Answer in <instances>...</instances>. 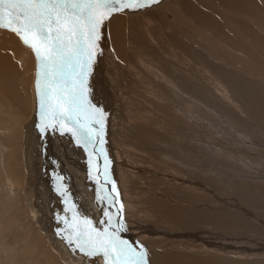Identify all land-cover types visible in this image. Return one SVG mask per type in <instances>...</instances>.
<instances>
[{"label":"rangeland","instance_id":"obj_1","mask_svg":"<svg viewBox=\"0 0 264 264\" xmlns=\"http://www.w3.org/2000/svg\"><path fill=\"white\" fill-rule=\"evenodd\" d=\"M173 2L176 6L179 5L178 7L181 9L186 10L187 8L189 10L191 9L189 8V5L193 6L192 9L194 8L192 12L196 11L195 8L197 9V7H195L196 2L194 3V1L191 0H173ZM151 6L154 7L150 8L148 6L150 11L154 10L153 12L160 14L161 11H163V7H162L163 0H157V3H154ZM148 7L136 10L135 11L136 13L134 11L131 12L134 17L132 33L134 35V39L136 40V42L143 43L140 44L139 46L147 45V47L150 50L156 51V49H158V46L156 45L155 38H157L158 37L157 35L160 34L153 28H155L154 26H157L160 29L161 28L164 29L166 27V24H164L163 21L161 20H157L155 21V23L151 21L152 22L151 23L150 22L151 17L147 16L146 18L145 16L146 13L145 11L147 10ZM189 21L192 22V19L189 18ZM178 36L182 38L181 52H183L186 58L190 61L186 64L191 70L192 62H198L199 60H202L201 59L202 57L198 54V51L192 48V45L190 44V42L187 41L184 32H179ZM169 38L176 46H179L180 41L173 32H170ZM100 42H99V48L101 49L102 54L101 56H99L100 54L97 55L96 61L92 68V73H91L92 76L90 75L89 77L90 80L89 99L91 100V102H93V104L97 108L102 109L103 112L106 114L104 121V140H105L104 148L106 149L107 153L110 151L113 152L112 154L110 153L111 155L110 157L108 156L109 160L111 161L110 175L112 180L115 182L119 194L118 199L120 202L115 206L119 207L120 204L123 205L122 213L124 214L123 218L125 223L127 224V227L129 226V228L135 227L136 229H139L138 225L132 226V222L133 225L134 223H137V224L153 227L150 233H147L145 235H142L140 232H138V230L133 229L132 233L135 236L132 233H130L131 234L130 237H132L130 238L132 240V244L134 246L136 245L144 246V249H146L147 252L148 264L150 263L149 260L150 258H152V256L153 257L163 256L162 254L160 255V252L162 253V251L159 252L158 249H157L158 251H156V248H154L155 250L150 249L149 245H151L152 241H155V239L157 240V244H161L160 242L161 239L169 240L170 232L174 234L187 232L185 228V224L193 219L192 214L194 213V211L191 210L192 207L191 201L173 189L172 186L174 185V183L172 182L171 179L175 180L176 182H180L179 184L183 187L192 188L195 187V184L197 182L190 180V178L198 177V176L196 174H191L190 172L209 171L211 173V176L203 178L204 186L202 188L208 190L210 193L215 194V197L217 199L209 196V198L205 200V203L210 208H214L215 210H217L220 207V208H228L229 210L240 213V215L245 220L252 223V225L259 230V232H255V233H246L235 228H227L223 226L220 227L219 225H217V223H212L210 225L211 226L210 232L212 236L207 234L210 243L211 244L213 243L214 246L220 248L221 250L229 251V256H233V253H236L239 249H245L246 248L245 245L248 244L247 247L250 246L251 248L254 247L259 249L261 255L257 258V261L264 263V215H263L264 200H261L260 196L262 195L258 187L254 189V192H252L251 191L252 188L249 183L256 181L257 184H261L262 186H264V170L261 169L262 167L258 163L257 160L258 156L256 152H254V154L252 155L248 153L249 151L248 147H252V146H248V144L251 143L252 139H250V137L248 138L245 137L241 132H235L234 128H232L229 125L230 123L229 121H232L231 118L233 116L234 117L233 120L235 122L234 127L238 128L237 121L240 120L236 118V112L232 110V107L231 109H229V107H227L226 104H223L224 106L223 109H225L226 112L224 111L219 112L217 111L215 105L213 104V102L220 101V99H222V95L220 93L219 96L220 95L221 96L220 98H218L210 90L211 85L209 83L217 86V88L221 92L223 90L222 87L216 85L213 82V80L207 81V84L205 86H200L197 83L195 85L193 81L189 80L188 77H186V75H184L181 71L178 70L180 69L178 66H177L178 69L174 67V69H171L167 72L161 71V68H165L166 70V68L172 66V62L169 59L173 58V55L168 51V54L166 56H163L162 59H159L155 63L153 62L152 64H148V67H150L148 70L146 69V65L142 66L145 68L144 70L142 69L143 70L142 72L144 73V76L149 78V80H146L147 83L144 84L141 83L142 81L140 80V86L141 88L147 90V92L145 91L146 94H149L148 92L150 90L152 91V93H156L155 96L153 95L152 96L155 97L157 100L160 99L159 100L160 102H158L159 105L153 106L152 104L146 101V105H148L149 107L151 106L150 108L153 110V112L148 113L151 116L147 120V122L149 123L148 128L144 126H140L138 125L137 122L133 121L132 123L133 126L129 130L125 125H122L120 123V120L117 117H115L116 116L115 113L111 112V106L113 105V102L111 105L109 103L110 101H113V99L116 97L114 93L116 91L114 88L115 86L114 85L112 86V84H108L109 88H107L104 86L103 83H101L100 80V75L102 73L101 70H103L106 63L105 54L109 53L106 52L107 44L105 40L100 39ZM232 54L238 55L237 53L235 54L234 51H232ZM113 58L116 60L114 56ZM111 62L113 63V61ZM137 62L139 61H136V63ZM118 65L114 64V68L115 71L120 72L121 68ZM173 70H175V72H172ZM35 71L36 68L34 70V74ZM214 71L216 72V74L213 76V78L215 80H217L218 78L222 79L223 85L226 88V95L230 96V99L233 100L234 104L239 107L240 110L238 112H242V113L248 112V111H242V108L243 106L248 104L249 101L253 103V106H257L258 102L260 103L261 99L264 100V89H263L264 84L259 86L255 92L250 93L251 89L249 87L247 86L239 87L240 84L238 82V78H237L238 76L236 77L235 75L229 73L227 71V68L222 67L220 64H214ZM260 72L264 74V70H261ZM174 73L177 75L178 78L177 86L175 87L174 90L176 94V99H178L179 101L178 97H181L184 99H181L180 101L188 99L191 100L192 102V106H193L192 109L185 114L182 111L183 107L180 101L179 103H177L176 99H174L173 97L172 98L174 100H170L167 97L166 93L163 92L161 93L164 96L165 101L164 100L161 101L162 98H159L161 96L157 92H155L151 86L153 85V81H152L153 79L150 77L153 78L156 77L157 79L161 78V80L165 84V80L167 82V78L165 77H167V75L172 76ZM95 77L98 78L97 89L95 83L92 82L94 81ZM23 83L24 82L18 81L16 78V80H13L12 86L15 87L16 89L18 88L21 90L23 87ZM104 87L107 89H105ZM100 88L102 89L100 90L101 92L98 90ZM233 90L236 92L234 97L239 96L241 100H236L234 99V97H231L232 95L231 91ZM31 91L33 92V87L31 88ZM103 92L104 94L106 95L110 94L111 96H109L108 98H103L102 97ZM34 93H35V88H34ZM92 95H95V97H91ZM253 95L256 96L251 98L250 96ZM99 96H101L102 99H100ZM92 99L95 101V103ZM223 99H225V101L227 100L226 98ZM98 100L99 102L101 100L99 104H98ZM6 101L8 103H5ZM9 105L10 104L8 98L0 93V121H1L0 122V137H1L0 138V241H1L0 264H17V262L19 263V261L20 264L21 263L37 264V262L38 264H44V263L50 264V262L51 263L53 262L52 264H73L74 259H79V261L82 260L85 262L87 258L88 261L94 260L93 261L94 263L92 261L90 262L91 264H103V260L100 257L86 258L81 252H79V250L73 252L72 248L70 247L71 248L70 249L68 244L63 241L61 236L57 235L56 233L58 229H63L65 227L62 221H63V216L65 217L66 215H62L61 210L65 208V210H63V213L65 212L64 214H66L68 212L67 217L69 221H71L70 218L73 214V213L71 214L72 211L66 212V209L69 208L68 207L69 205L65 203L64 196H62L61 193L56 190V188H58V186L60 185H61V190L65 191L68 195V199L72 202V204L74 203L75 209H77L76 212L80 215L81 218L88 217L93 219V221L96 223H98L99 220L101 219L102 213L99 210V206L95 207L93 205L96 204L95 200L93 199L92 204L90 205V202L88 201L89 198L88 197L86 198V195L82 196L79 193L81 192L79 189L81 190L84 189L78 188V186L80 187L81 183L86 182L88 185H91L89 191L96 194L95 192L96 184L92 179L89 178V165H87L89 159L88 154L84 151V149H80V150L75 149L77 163L80 167H82L81 172L79 171V166L75 165V167L73 166L72 168L68 167L66 163L62 161V156L59 155H56L55 159H50V160L47 159L46 161L44 160L45 162L39 161L37 163V167H38L37 173L39 175H36L35 179L33 180L32 177L28 176L27 163L23 155L32 152L38 156L39 152L35 146H32L26 153V147L24 143L22 145V141L28 139L27 138L28 136L25 135V128L26 125L29 123V121L33 119L36 109L31 108V103H30L29 107L31 109L30 110L31 117L30 116H28L29 118L23 117L25 118L24 120L22 117H19L17 115L15 116L14 114H17V109L15 108V106L12 107L11 105L10 106ZM33 105L36 107L37 97H36V104L34 102ZM122 107L125 108L124 104ZM155 107L159 108L160 110H155ZM233 107L235 108V106ZM116 110L118 109L116 108ZM152 114L154 115V117L152 116ZM111 120L113 121V123L110 122ZM258 120L259 122L257 121L256 122H257V126L259 127L261 126L262 121H264V107H263V112L261 114L258 113ZM14 121H16V123ZM211 122L218 123V125L215 124L211 125L212 127H215L214 128L215 133L210 128H208ZM13 123L15 124L17 129L14 127ZM220 124L223 130L220 128ZM123 126L124 128H122ZM257 126L256 123L254 122L252 123L250 121H244L243 125L239 124V127H242V129L246 128L245 130L243 129L244 133L247 132L248 130L251 131V133L257 132L256 134L258 135L256 136L261 137V140H258L256 136H254L253 134L250 133L249 134L256 140L257 143H262V140L264 141V126H262L261 128H257ZM11 127L13 129H11ZM4 131L5 133H3ZM121 132L125 133L126 135L120 134ZM170 139L174 140L173 143H176L178 145L176 151L173 150L172 144L169 141ZM221 141L227 145L226 148L219 146V143ZM240 142H242V144ZM125 143L129 145L127 146ZM107 145L111 146V150L107 149L108 148ZM57 146L59 150L60 147L59 144ZM22 150H23V154H22ZM48 150L49 149L47 148V151ZM40 151H42L40 152V154H42L43 151L46 154L47 153L46 146L42 145ZM237 151L242 152L246 157L245 158L240 156L237 157L236 155ZM11 156H13V158ZM259 160L260 163H264L263 159H259ZM99 163L102 165L103 160L101 159ZM6 167L8 172L10 173L6 172ZM16 168L18 170H16ZM19 169L21 171H19ZM11 171L13 174L11 173ZM40 173H44V174H40ZM93 174H95L94 169H93ZM59 176L62 179L58 181L57 177ZM173 176H177L178 178L174 179ZM224 176H226V178ZM54 177H56V179ZM212 177H216V178L214 179ZM223 178L231 181L243 180L247 186L245 189V192H247V198L250 196H254L256 197L255 200L253 201L251 198L247 201L239 200L243 204L239 203V201L237 200L236 201L237 204H235L237 209L236 208L234 209L233 207L231 209V207H229L226 204L229 201L227 200L228 201L227 202L224 200L226 196L228 198V193L223 192L214 186L215 182L218 181L221 182L222 180H224ZM7 179L9 181L6 183ZM156 184L159 186H157ZM154 187L157 188L152 191ZM262 189L264 191V187H262ZM29 191H32V193H30ZM202 191L203 190H200L198 193L203 195L205 194L208 195L207 193H203ZM229 197L230 199L233 198V196H229ZM72 199L75 201H73ZM19 200L21 203L19 202ZM59 200H61V202H59ZM222 201H225L226 203L224 204ZM17 203H20V205ZM30 203L31 206L29 205ZM229 203L233 204L232 202ZM247 204L249 206H247ZM222 205L224 207H222ZM254 205H258V206H254ZM20 206H21V211H20ZM43 206L46 210L48 209V211L44 210ZM92 206H94L97 209V210L95 209L96 215H94L91 210ZM59 207L61 208V210ZM82 207L86 208L85 210L88 212L89 216L84 209H83L84 211L82 210ZM25 208L29 209V210L27 209L28 213ZM42 208L43 210H41ZM55 208H59L57 212L54 211L56 210ZM32 210L33 211L35 210V212H33ZM164 210H166L168 214L167 215L163 214L164 215L163 219L156 223V218H159V215L162 214ZM44 212L46 213L43 214ZM82 212L85 213L82 215ZM68 214L70 216H68ZM90 214L92 216H90ZM48 216L50 218L49 223L51 225L49 227H51V229L45 224L48 223ZM32 217L34 219H32ZM46 217H47L46 220L47 222L44 221L45 223H43V220ZM58 217H60L62 220L58 221L57 219ZM258 217H261V219ZM170 219L175 220L176 222L168 221ZM200 219L204 220L202 216L200 217ZM212 219L214 221H223V219L217 214H214L212 216ZM52 226H57V227H52ZM50 230H53L51 231L53 233H50ZM151 234H159L160 237L153 238ZM212 238L213 241H211ZM178 240L181 242L184 241L182 238H178ZM240 241L243 242L241 243ZM233 244H238L241 247ZM32 245H34V247ZM5 246L8 248V250ZM195 246L196 244L191 246L184 245V247L187 249L195 248ZM10 251H17L18 253L14 252L15 253L14 255V253ZM150 252L153 255H151ZM33 255L35 256L33 257ZM238 255H240L241 257L243 256L241 254ZM24 257H26V259ZM14 260L15 261L18 260V261H16L15 263ZM70 260L71 263H69ZM88 261L87 263L90 264Z\"/></svg>","mask_w":264,"mask_h":264},{"label":"bare ground","instance_id":"obj_2","mask_svg":"<svg viewBox=\"0 0 264 264\" xmlns=\"http://www.w3.org/2000/svg\"><path fill=\"white\" fill-rule=\"evenodd\" d=\"M191 1H194V3L196 2L195 7H197V9L195 8L196 11H194V12H192L194 10V8L192 9L193 6L189 5V8H191L189 10L186 7H185L186 10L181 9L178 7L179 5L176 6L174 4L173 0H163V6H162L163 11H161L160 14L153 12L154 10H151V11L149 10V7L152 8L154 6H149L147 8V10L145 11L146 12L145 16H146V18H147V16L151 17L150 22L153 21V23H155V21L161 20V21H163L164 24H166V27L164 29H162V28L160 29L157 26H154L155 28H153L154 30H156L160 34V35H157L158 36L157 38H155L156 45L158 46V49H156V51L150 50L147 47V45L139 46L140 44H143V43L136 42V40L134 39V35L132 33L134 17H133V14L131 13L132 11L125 10L122 13H114L105 22L104 26L102 27L101 39L105 40V42L107 44L106 52H109V53L105 54L106 63H105V67L103 68V70H101L102 73L100 75V80H101V83H103L104 86L107 88H109L108 84H112V86L113 85L115 86L114 88L116 91L114 93H115L116 97L113 99V101H110V103H109L111 105L113 102V105L111 106V112L115 113V115H116L115 117H117L120 120V123L122 125H125L129 130L133 126L132 125L133 121L137 122L138 125H140V126H144L146 128L149 127V123L147 122V120L151 116L148 113L153 112V110L150 108L151 106L149 107L148 105H146V101L148 103L152 104L153 106H155V105H159L158 102H160L159 101L160 99L157 100L155 97H153L156 95V93H152L151 90L148 92L150 94L149 95V94H146V92H147L146 89L141 88L140 80L142 81L141 83H143V84L147 83L146 80H149V78L144 76V73L142 71L145 68L142 66L146 65V69L148 70L150 68V67H148V64H152L153 62L155 63L159 59H162V57L166 56L168 54V51H169L173 55V58L169 59L172 62V66L166 68V70H165V68H161V71L167 72L171 69H174V67L177 68V66H178L180 69H178V68L177 69L179 71H181L184 75H186V77H188L189 80L193 81L195 85L197 83L200 86H205L207 84V81L213 80V82L216 85H219L222 87L223 90L221 92L217 88V86L209 83L211 85L210 90L218 98H220V96L222 95V99H220V101L213 102V104L215 105L217 111H219V112H221V111L226 112V110L223 109V107H224L223 104H226V106L229 107V109H231V107H232V110L234 112H236V118H238L240 120V121H237L238 128L234 127L235 122L233 120V118H234L233 116H232V118L230 117L232 119V121H229L230 122L229 125L232 128H234L235 132H241L245 137H247V138L250 137V139H252L251 143L248 144V146H252V147L247 146L249 149L248 153L252 155V154H254V152H256V154L258 156V159H257L258 163L262 167V168L261 167H259V168L264 170V163H260V160H259V159L264 160V144H263L264 141L262 140V143H257L256 140L250 135V134H253L254 136H256V135H258V134H256L257 132L251 133V131L248 130L247 132L244 133L243 131L246 128L245 129L243 128L244 129L243 130L242 127H239V124L243 125L244 121H250L252 123L254 122V123H256V126H257V122H259L258 113L261 114L263 112L264 100L261 99L260 103L258 102L257 106H253V103L251 101H249L248 104H246L242 108V111H248V112H243V113L238 112L240 110L239 107L234 104L233 100L230 99V96L226 95V88L223 85L222 79L218 78L217 80H215L213 78V76L216 74V72L214 71V64H220L222 67L227 68V71L229 73L235 75L236 77L238 76L237 78H238V82L240 84L239 87H242V86L249 87L251 89L250 93L255 92L259 86L264 84V74L262 72H260L261 70H264V0H191ZM148 11H150V12H148ZM189 18L192 19V22L189 21ZM178 31L185 33L187 41L190 42V44L192 45V48L194 50L198 51V54L202 57L201 58L202 60H199L198 62H192V69L191 70L188 67V65L186 64L190 61L186 58L184 53L181 52L182 38H180L178 36V33H179ZM170 32H173L177 36V38L179 39V41H180L179 46H176L172 42V40L169 38ZM230 49L232 51H234L235 54L237 53L238 55H233L232 51ZM99 56H101V54ZM113 56L116 58V60L113 58ZM111 61H113V63ZM136 61H139V62L136 63ZM114 64H116V65L119 64L118 66L121 68L120 72L115 71ZM180 65H182V66H180ZM35 68H36L35 57H34L33 53L31 52V50L29 48H27L25 45H23V43L19 40V38L15 34L11 33L10 31H7V30H0V93L5 95L8 98L9 104L12 107L15 106V108L17 109V114H14L15 116L17 115V116L22 117V118L28 117V116L31 117V114H30L31 109L29 107L30 103H31V108L36 109L35 115L33 116V119L29 121V123L26 125V128H25V135L28 136L27 137L28 139L25 141H22V145L24 143V145L26 147V153L32 146H35L39 152L38 156L32 152H29L28 154L23 155L25 157V161L27 163L28 176L32 177L33 180L35 179L36 175H39L37 173L38 172L37 163L39 161H44V160L46 161L47 159H49V160L55 159L56 155H59V156H62V161H64L68 167L72 168L73 166L75 167V165L79 166L77 163L76 150L75 149H79V150L83 149V147L77 145V143L73 139L71 133L65 132L64 134H61V132L58 130L48 129L43 134H41V132L37 128V124L39 123V116H38V109H37L38 103H37L36 107L33 105L34 102L36 104V97H37L36 91L34 93V88H35L34 70H35ZM96 69H97V67H96ZM172 72H175V70H173ZM116 73H118V74H116ZM16 78L18 81L24 82L21 90L18 88L16 89L15 87L12 86V82H13V80H16ZM150 78L153 79V80L151 79L153 81V85H151V86H152L153 90L161 96V97H159V98H162L161 101L164 100V96L162 95L161 92L166 93L167 97L170 100L176 99V94H175L174 90H175V87L177 86L178 78H177V75L175 73L172 76L167 75V77H165V78H167V82L165 80V84L163 83L161 78L160 79H157L156 77H154V78L150 77ZM143 80H144V82H143ZM97 81H98V78H96V77L94 78V81H92L95 83L96 89H97ZM167 86H168V88H167ZM32 87H33V92L31 91ZM101 88L98 90L99 91L102 90ZM107 88H105V89H107ZM111 91H113V90H111ZM228 92H230V91H228ZM231 92H232L231 97H234L236 92L234 90ZM220 93H221V95L219 96ZM256 95H258V94H256ZM256 95H253L250 97L252 98ZM109 96H111V95L110 94L106 95V94H104V92L102 93L103 98H108ZM91 97H95V95H92ZM99 98L102 99L101 96H99ZM178 98H179V101L181 99H184L181 97H178ZM223 98H226L227 100L225 101V99H223ZM234 99L241 100L239 96L234 97ZM179 101H178V99H176L177 103H179ZM100 102H101V100H100ZM100 102L98 100V104ZM180 102H181V105L183 107L182 111L184 114L188 113V111H190L193 107L191 100L186 99V100H182ZM5 103H8V102L6 101ZM94 103H95V101H94ZM123 104H124L125 108L122 107ZM233 106H235V108ZM116 108L118 110H116ZM155 110H160V109L155 107ZM172 111H174V110H172ZM153 114H152V116L154 117ZM23 119L25 120V118H23ZM8 122H9V119H8ZM10 122H11V120H10ZM14 122L16 123V121H14ZM110 122L113 123L112 120ZM212 124L218 125V123L211 122L209 124V127H208L215 133V131H214L215 127H212L211 126ZM1 125H3V124H1ZM262 126H264V121H262L261 126H259V127L257 126V128H261ZM14 127L16 128L15 124H14ZM122 128H124V126ZM220 128H221V124H220ZM11 129H13V128L11 127ZM3 133H5V131ZM120 134L126 135L123 132H121ZM256 138L258 140H261V137H259V136H256ZM123 140H126V139H123ZM169 141L172 144L173 150L176 151L178 148V145L176 143H173L174 140H172V139H170ZM240 143L242 144V142H240ZM58 144L60 146L59 150H58V146H57ZM122 144H124V143H122ZM42 145L46 146V152H47L46 154L44 153V151L42 154H40V152H42V151H40L42 148ZM126 145L128 146L129 144H126ZM107 146H108L107 149L111 150V146H109V145H107ZM219 146H222L225 148L227 147V145L225 143H223L222 141L219 143ZM47 148L49 149L48 151H47ZM32 151H33V149H32ZM242 151H243V149H242ZM110 153L112 154L113 152L110 151L107 153V155L109 157L111 156ZM22 154H23V150H22ZM236 155H237V157L238 156L243 157V158L246 157L240 151H237ZM13 156H11V157L13 158ZM23 163H24V160H23ZM117 164H119V163H117ZM174 164H175V162H174ZM18 165H19V163H18ZM42 167H44V166H42ZM81 169H82V167L79 166L80 172L82 171ZM16 170H18V169L16 168ZM19 171H21V170L19 169ZM6 172L10 173V172H8L7 167H6ZM11 173H12V171H11ZM190 173L196 174L198 176V177L190 178V180L197 182L195 184V187L186 188V187L181 186L179 184L180 182H176L173 179H171V180L174 183V185L172 186L173 189L191 201V205H192L191 210L194 211V213L192 214L193 219L188 221L185 224V228H186L187 232L180 233V234H174V233L170 232L169 240L161 239L160 240L161 244H157L156 239H155V241H152V244L149 245V248L150 249L156 248V251L159 250V252L162 251V253L160 252V255L162 254L163 256H160V257L159 256H156V257L152 256V258H150V260H149L150 261L149 264H264L262 262L257 261V258L261 255V252L259 251V249L254 248V247L251 248L250 246L247 247L248 244L245 245L246 246L245 249H239L236 253H233V256H229V251L221 250L220 248L214 246L213 243L212 244L210 243V240L208 239L207 234L212 236V234L210 232V229H211L210 225L212 223H217V225H219L220 227L223 226V227H227V228H235V229L241 230V231L246 232V233H255V232H259V230L256 229V227H254L252 225V223L245 220L240 215V213L229 210L228 208H220L219 207L217 210H215L214 208H210L205 203V200H207L209 198V196H211L212 198H215V199H217V198L215 197V194L210 193L208 190L203 189L202 187L204 186V179L203 178L211 176V173L209 171H198V172H190ZM40 174H44V173H40ZM219 174H220V172H219ZM20 175H21V173H20ZM24 175H25V173H24ZM46 176H47V174H46ZM173 177H174V179L178 178L177 176H173ZM224 177L226 178V176H224ZM54 178L56 179V177H54ZM212 178L215 179L216 177H212ZM225 178H223L224 180H222L221 182L218 181V182L214 183V186L216 188L220 189L223 192L228 193V198L226 196L224 198V200L225 201L228 200L229 202L233 203V204H231L228 201H227L228 203H226L225 201H222L224 204L226 203L229 207H231V209H232V207L235 209L236 208L235 204H237V202H236L237 200L238 201L239 200L247 201L250 198L253 201L255 200L256 197H254V196H250L247 198V192H245V189L247 186L243 180L231 181V180H227ZM12 179H14V178H12ZM45 179H47V178H45ZM8 181L9 180L7 179L6 183ZM45 182H47V181H45ZM45 182H43V183H45ZM249 183L251 185V188H252L251 191L252 192H254V189H256L258 187V189L260 190L261 195H262V196H260L261 200H264V195H263L264 191L262 189V187H264V186H262L261 184H257L256 181L249 182ZM154 186H155V183H154ZM157 186H159V185H157ZM60 187H61V185H60ZM108 187H111V184H109ZM41 188H43V187H41ZM78 188L84 189V190L79 189L81 191L79 193L82 196L86 195V198L87 197L89 198L88 201L90 202V205H91L92 200L93 199L95 200V195H96L93 192L89 191L91 188V185H88L86 182H83L80 184V187L78 186ZM156 188L157 187H154L152 189V191ZM43 189H45V188H43ZM56 190H57V188H56ZM200 190H203L202 192L207 193L208 195L199 194L198 192ZM29 192L32 193V191H29ZM79 193H78V195H79ZM73 195H74V192H73ZM69 196H70V194H69ZM229 196H233V198L230 199ZM32 198H34V197H32ZM38 201H40V200H38ZM73 201H75V200H73ZM83 201H84V199H83ZM85 201H86V199H85ZM241 201H239V203H241ZM19 202H20V200H19ZM22 202H25V201H22ZM59 202H61V200H59ZM20 203H17V204L20 205ZM41 203H42V200H41ZM79 203H81V202H79ZM62 204H63V202H62ZM241 204H243V203H241ZM29 205L31 206V203ZM93 205L95 207L98 206L97 203L93 204ZM94 206L91 207V210H92L93 214L96 215V211H95L96 208ZM247 206H249V205L247 204ZM254 206H258V205H254ZM68 207H70V206H68ZM222 207H224V206L222 205ZM43 208H44V206H43ZM43 208L41 210H43ZM59 208H55L56 210H54V209L53 210L55 212H57V210ZM86 208L82 207V210L83 209L85 210ZM115 208H116V206H114L112 208L113 212L115 211ZM260 208H263V207H260ZM27 209H26V211H27ZM246 209H245V211H246ZM44 210H46V209L44 208ZM60 210H61V208H60ZM63 210H65V208H63L61 210L62 211L61 214L67 216L68 212L66 214H64L65 212L63 213ZM75 210H77V209H75ZM20 211H21V206H20ZM46 211H48V209ZM29 212H31V211H29ZM33 212H35V210ZM92 212H90V213H92ZM156 212H157V209H156ZM27 213H28V211H27ZM45 213L46 212H44L43 214H45ZM72 213L73 212H71V214ZM84 213L82 212V215ZM158 213H161V212H158ZM250 213H252V212H250ZM47 214H48V212H47ZM87 214H88V212H87ZM163 214L167 215L168 213L166 212V210H164V212L159 215V218H156V223L163 219V217H164ZM214 214H217L218 216H220L223 219V221H214L212 219V216ZM94 215H93V217H94ZM122 215L124 217L123 213H122ZM261 215H262V213H261ZM263 215H264V213H263ZM29 216H30V213H29ZM68 216H70V215L68 214ZM88 216H89V214H88ZM90 216H92V215L90 214ZM201 216L203 217L204 220L200 219ZM63 218H64V216H63ZM258 218L261 219V217H258ZM32 219H34V218L32 217ZM46 220H47V217L44 218L43 223H45L44 221H46ZM49 220H50V218L48 216V223H45L48 227L51 225L49 223ZM60 220H62V219H60ZM168 221L176 222L175 220H172V219H170ZM16 222H18V221H16ZM140 223H142V222H140ZM137 225H138L139 229H136L135 227L129 228V226L127 227V224L125 223L127 230L121 232V236L123 237V239L128 240L131 244H132V240L130 238H132V237H130V235H131L130 233H132L133 229L138 230V232H140L142 235H145L147 233H150V231L153 228L152 226L149 227V226H145V225L137 224V223H134V225H133V222H132V226H137ZM52 227H57V226H52ZM49 228L51 229V227H49ZM51 231H53V230H50V233H53ZM31 233H32V231H31ZM151 236L153 238L160 237L159 234H151ZM27 237H28V234H27ZM178 238H182L184 241L181 242L178 240ZM150 240H151V238H150ZM211 241H213V238L211 239ZM194 244H196L195 248L187 249L184 247V245L191 246ZM233 245H237V246L241 247L238 244H233ZM32 246L34 247V245H32ZM29 248H31V247H29ZM7 250H8V248H7ZM10 252L14 253L17 251H10ZM29 252H31V251H29ZM150 254H151V252H150ZM155 254H156V252H155ZM238 254H241L243 256L241 257ZM14 255H15V253H14ZM35 255H33V257ZM151 255H153V254H151ZM26 257H24V258L26 259ZM39 259H41V258H39ZM34 260H36V259H34ZM16 261H18V260H16ZM16 261H15V263H16ZM87 261H88V258L85 262L82 260L79 261V259H74L73 264H88ZM91 261H88V262L90 263ZM32 262H34V261H32ZM49 262H50V260H49ZM52 263L50 262V264H52ZM69 263H71V260ZM17 264H20V261H19V263L17 262ZM21 264H23V263H21ZM30 264H32V263H30ZM37 264H38V262H37Z\"/></svg>","mask_w":264,"mask_h":264},{"label":"snow or ice","instance_id":"obj_3","mask_svg":"<svg viewBox=\"0 0 264 264\" xmlns=\"http://www.w3.org/2000/svg\"><path fill=\"white\" fill-rule=\"evenodd\" d=\"M154 3L157 0H0V30L15 34L35 57L37 128L41 134L48 129L71 133L88 154L89 178L96 184L95 202L102 213L98 223L81 218L58 186L57 191L70 206L66 212L73 215L71 221L63 218L65 227L58 229L57 235L73 252L100 257L103 264L148 261L143 246H134L121 237L127 230L123 205L112 211L120 202L104 148L106 114L89 99V77L97 55L102 54L99 41L105 22L114 13L136 11Z\"/></svg>","mask_w":264,"mask_h":264}]
</instances>
